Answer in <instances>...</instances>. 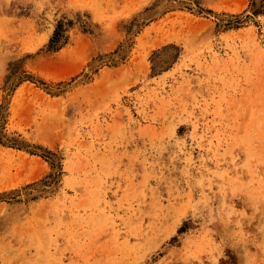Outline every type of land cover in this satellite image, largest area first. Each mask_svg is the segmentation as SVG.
<instances>
[{
    "label": "rangeland",
    "instance_id": "374dc122",
    "mask_svg": "<svg viewBox=\"0 0 264 264\" xmlns=\"http://www.w3.org/2000/svg\"><path fill=\"white\" fill-rule=\"evenodd\" d=\"M0 264H264V0H0Z\"/></svg>",
    "mask_w": 264,
    "mask_h": 264
}]
</instances>
